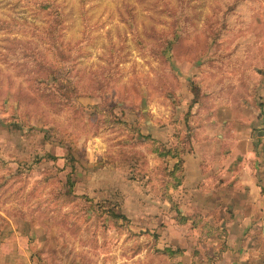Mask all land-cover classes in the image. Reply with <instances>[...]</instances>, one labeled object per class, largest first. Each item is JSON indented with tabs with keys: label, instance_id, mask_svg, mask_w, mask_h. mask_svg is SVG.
Wrapping results in <instances>:
<instances>
[{
	"label": "rangeland",
	"instance_id": "374dc122",
	"mask_svg": "<svg viewBox=\"0 0 264 264\" xmlns=\"http://www.w3.org/2000/svg\"><path fill=\"white\" fill-rule=\"evenodd\" d=\"M204 114L261 129L264 0H0V228L38 264H215L235 228L181 187Z\"/></svg>",
	"mask_w": 264,
	"mask_h": 264
},
{
	"label": "crops",
	"instance_id": "0c3cea01",
	"mask_svg": "<svg viewBox=\"0 0 264 264\" xmlns=\"http://www.w3.org/2000/svg\"><path fill=\"white\" fill-rule=\"evenodd\" d=\"M207 117L204 114L201 118L203 120L200 119L203 122L199 121L195 128V133L202 137V142L184 156L182 192L187 200L196 201L204 216L213 218L214 212L219 214L218 218L227 215V222L222 219L221 223L234 226L235 235L240 238L228 242L226 250L215 264H241L243 226L250 222L247 226L250 228L252 220L255 222L264 218L262 133L261 129L258 130L254 138L245 122L243 131L240 129L241 124L238 128L237 123H233L230 127L235 135L231 139H235V145L222 151L219 146L210 144V138L215 134L223 136L220 129L231 128L227 126L225 119L220 124L219 117ZM237 139H243L242 149L236 146L239 145V142L236 143ZM225 153L227 156H224ZM224 206L229 207L227 211ZM33 250L34 244L26 232L14 226L0 228V264H38Z\"/></svg>",
	"mask_w": 264,
	"mask_h": 264
},
{
	"label": "built area",
	"instance_id": "2783aa9c",
	"mask_svg": "<svg viewBox=\"0 0 264 264\" xmlns=\"http://www.w3.org/2000/svg\"><path fill=\"white\" fill-rule=\"evenodd\" d=\"M261 139H262V141L264 142V122H263V124H262V127H261Z\"/></svg>",
	"mask_w": 264,
	"mask_h": 264
},
{
	"label": "trees",
	"instance_id": "16d2710c",
	"mask_svg": "<svg viewBox=\"0 0 264 264\" xmlns=\"http://www.w3.org/2000/svg\"><path fill=\"white\" fill-rule=\"evenodd\" d=\"M48 3H49V2H47L46 4H44V5L42 6V9H47V8H48V5H49ZM56 13H57V17H60L61 14L58 13L57 10H56Z\"/></svg>",
	"mask_w": 264,
	"mask_h": 264
}]
</instances>
